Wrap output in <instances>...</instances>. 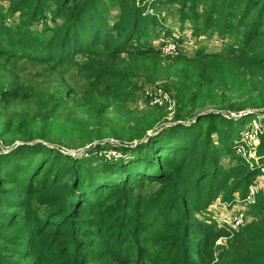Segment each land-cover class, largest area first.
<instances>
[{"label": "trees", "instance_id": "1", "mask_svg": "<svg viewBox=\"0 0 264 264\" xmlns=\"http://www.w3.org/2000/svg\"><path fill=\"white\" fill-rule=\"evenodd\" d=\"M53 1L59 22L42 37L35 38L28 29L22 30L20 26L13 31L0 25V55L11 64L23 60L26 64L47 68L40 75L47 79L62 66L65 73L74 68L90 91L81 93L64 87L61 90L64 97L57 98L55 88L46 89L38 95V92L29 91V86L25 90L20 86L4 89L0 80V97L18 104L21 101L37 103L29 132L16 134L18 139L26 143L39 140L48 144H64L61 135L75 134L78 138L65 144L75 147L85 142H106L111 138L119 143L140 141L157 126L167 125L154 135L156 137L171 131L177 133L160 145L155 143L156 137L148 138L142 148L147 152L149 161L143 159L137 164H126L125 159L119 158L102 162L97 168L98 176H88L89 186L77 180V190L85 195L91 208L77 212V216L82 214L89 219L80 230L72 228L67 233L68 240L70 245H74L83 234L96 244L88 247L83 245L85 242L81 238V247L85 250H70L60 259L67 264H86L90 259L98 261V264H264L263 192V197L252 205L262 218L253 219L240 228L218 227L195 216L201 202L207 207L234 176L218 168L219 155L229 153L235 140L220 130L243 119L229 116L264 109V49L249 46L247 41L249 38L254 41L264 39V22L257 28L258 23L264 20V9L257 13L253 8L241 18V26L248 36L239 42L242 48L183 58L181 55L164 57L155 48L137 45L145 37L144 25L158 21L148 12L139 11L136 3L133 5L134 0H118V17L112 28L104 24L103 14L98 11L100 4L96 0ZM177 1L186 8L183 2L188 0ZM40 2V11L34 8L20 13L37 18L48 11L47 4ZM257 3L262 6V1ZM26 6L25 3L22 7ZM249 14L250 19H247ZM133 81H141L144 87H153L161 82V87L175 102L172 118L167 120L168 112L158 104L144 102L146 104L140 110L128 109V101H134L135 92L137 97L139 90ZM11 115L14 117L17 114L12 111ZM261 115L264 117V112ZM214 120L220 123L218 132H213ZM214 134L222 148L214 143ZM9 136L12 138L7 139ZM9 136L0 132L3 143L13 140L15 134ZM36 143L31 147L42 146L40 142ZM106 143L102 146H111ZM40 149L46 148L42 146ZM118 149L125 151V148ZM53 163H60L64 167L61 174L66 175L52 171L48 176L44 175V181L38 185L42 186L45 180L52 179L50 184L59 188L54 192L59 208L57 215L64 222L69 221L66 225H77L70 215L74 205L73 194L69 195L70 198L68 196L74 190L69 189V176H77L71 174L70 168L76 167V164L72 159L57 156ZM1 167L0 175L3 171L10 179L16 177L13 164H2ZM246 167L243 162L238 166L245 177L248 175ZM63 176L68 177L64 186ZM143 181L161 185L156 201L170 194L172 207L179 208L183 204L192 211L179 216L175 212L174 216H167L159 231L142 236L137 229L139 219L134 212L139 205L133 204L132 198L138 195L135 193L133 196L134 189L140 187ZM28 189L19 190L24 192ZM0 200H3L0 204L5 206L13 203L8 196H0ZM12 207L14 212L19 211L18 206ZM129 208L132 210L125 212L122 221L119 217L115 218L116 211ZM29 228L32 232L31 226ZM57 228L58 224L52 222L47 227L48 232ZM122 231L127 236L123 237ZM127 237L134 241L133 247ZM220 240L226 241V246L218 251L220 247L216 243ZM9 241L0 234V243L7 244ZM47 241L49 243L50 239ZM46 264H53V261L49 260Z\"/></svg>", "mask_w": 264, "mask_h": 264}, {"label": "rangeland", "instance_id": "2", "mask_svg": "<svg viewBox=\"0 0 264 264\" xmlns=\"http://www.w3.org/2000/svg\"><path fill=\"white\" fill-rule=\"evenodd\" d=\"M40 1L47 4V12L37 18L33 17V19L29 15L20 13L23 10H33L34 8L40 11L42 8ZM96 1L100 4L98 11L103 14L104 24L112 28L118 17L116 11L118 0ZM259 1H262L260 7L257 3ZM25 3L27 6L22 7ZM135 3L139 11L148 12L159 23L158 25L147 22L144 25L145 37L141 41L139 40L137 45L155 48L164 57L181 55L183 58L194 57L201 53L227 52L242 48V43L239 42L248 36H246L245 28L241 26V18L248 15L253 8L257 13L264 9V0H188L183 2L186 8L182 7L177 0H134L133 5ZM55 4L53 0H0V25L9 27L13 31L17 30V26H20L22 30L28 29L33 37H42L41 35L50 33V29L59 22L55 16L57 12V9L54 8ZM250 16L251 14L247 16V19H250ZM257 17L256 14L255 18ZM263 22L264 20L260 21L257 28H260ZM247 41L249 46L263 47L264 49V39L254 41L249 38ZM46 70L47 68L43 66H32L23 60L11 64L6 62L5 56L0 55V80L3 82L4 89L5 87L20 86L25 90L29 86V91L38 92L39 95L46 89L53 90L55 88L57 91L54 94L57 98L64 97L61 91L64 87L76 92L81 91V93L84 90L90 91L88 84L76 73L74 68L65 73L64 66H62L50 79L40 76ZM133 82L139 90L137 97L135 92V100L128 101L126 105L128 109L140 110L146 104L144 102H148L150 105L158 104L168 112L167 120L172 118L175 102L161 87V82L155 83L153 87H144L141 85V81ZM36 105V101H21L18 104L8 98L0 97V132H4L8 136L15 134L14 139L5 140L6 143H3V139L0 138V170L2 164H13L16 170L14 175L17 174L16 177H13L14 179L6 177L3 171L0 175V196H8L13 199V203H9V205L0 204V234L10 240L8 245L0 243L2 244L0 245V264H46L49 260H52L53 264H67L64 259H60L63 258L64 253L70 250L71 252L77 249L85 250L84 247H81V238L85 242L83 245L88 247L95 245L96 241L84 237L83 234H81V238H78V242L73 243L74 245H70L71 241L68 240L67 233L72 228L80 230L89 219L82 214L80 217L77 216V212L82 213V210L91 208L84 198L85 195L77 190L75 185L77 180L79 179L85 186H89L90 177L88 176L97 177L99 174L97 168L102 162L119 158L125 159L126 164H137L143 159L149 161L147 152L142 148L146 143L145 139L126 144L132 147H119L114 138L109 140L110 147L100 145L103 141L91 144L85 142L80 146L70 147L65 144L71 143L72 140L75 141L78 136L63 134L61 136L64 138V144H48L39 140L26 143L18 139L16 134H20L21 131H23L22 134L29 132V125L33 119L32 113H34ZM12 111H15L17 115L13 117ZM249 112L250 114L246 112L238 117L232 113L231 115H234L235 118L243 119L241 122L233 123L229 128L221 130L218 128L219 121L214 120L213 132L220 130L235 138L231 143L230 152L218 157V168L227 170L234 176L228 180L226 188L218 197L214 198L207 207H204L201 202L198 211H196L195 216L198 215L208 224L214 223L221 227L227 219L242 217V222L236 227L240 228L253 219L262 218V215L255 211L252 205L256 204L263 197L261 193H264V117L261 115L264 109ZM215 134L213 135L214 143L218 145ZM176 135L177 133L174 131L157 135L161 138L153 135L157 139L154 142L160 145L165 139L169 140ZM11 138L7 137V139ZM36 142H40L39 144L46 149H40L42 146L31 147L33 144H38ZM93 144H98V146H92ZM218 146L220 147V145ZM118 148H125V151L122 152ZM126 150L130 151L126 152ZM53 152L55 153L52 154ZM56 156L57 158L72 159L77 167V169L72 166L70 168L71 174H77V176L75 178L69 176L71 184L69 189L74 190H70L71 192L68 193V196L73 194L74 205L70 215L73 220H76L73 222H77V225H73V223H70V226L66 225V222L69 221L64 222L57 215L59 208L54 192L59 188H54L50 184L52 179L45 180L42 186L38 185L40 181H44L42 178L44 175L48 176V173L52 171L58 172L60 175L64 170V167L59 165L60 163H53ZM242 162L247 166L245 169L247 177L243 176L238 168ZM77 170L81 176L80 174L78 176ZM66 171L65 169L64 173ZM63 177L64 186L68 177ZM20 188L29 189L23 192L19 190ZM160 189V184L149 181H143L140 187L134 189L133 196L135 193L139 196H134L132 203L136 206L137 203L139 205V208L134 209V212L139 219L137 229L140 230L142 236H149L153 231H159L167 216H174L175 212L179 216L192 211L189 207H184L183 204L179 208L172 207L173 200L170 194L165 199L156 201ZM28 200L29 202H27ZM12 206H18L19 211L14 212ZM129 210L132 209H119L115 212V218L119 217L122 221L125 212ZM49 222L57 223L58 228L48 232ZM30 226L32 232H30ZM114 231L116 232V230ZM54 233L57 234L54 235ZM121 235L124 237L126 232L122 231ZM47 239H50L49 243ZM129 240L133 247L134 241L130 238ZM225 242L224 240L217 241L216 245L220 247L218 251L225 248ZM86 264H98V261L90 259Z\"/></svg>", "mask_w": 264, "mask_h": 264}, {"label": "water", "instance_id": "3", "mask_svg": "<svg viewBox=\"0 0 264 264\" xmlns=\"http://www.w3.org/2000/svg\"><path fill=\"white\" fill-rule=\"evenodd\" d=\"M246 112H247V114L249 113L250 114V112L249 111H245V112H241V113H239V115H235L236 117H238V116H241L242 114H246ZM235 116L234 115H231V116H229V118H235ZM167 126V125H166ZM166 126H157V127H155V128H153L152 130H150L148 133H147V136L144 138L146 141H147V139L148 138H150V136H153V135H156L157 133H159L162 129H164ZM106 142H109V141H106ZM105 141H103L102 143H101V145H104V144H107ZM110 143V142H109ZM118 143V146H122V147H132V146H127L126 144H130V143H119V142H117L116 141V144ZM100 144V143H99ZM96 144H93L92 146H95Z\"/></svg>", "mask_w": 264, "mask_h": 264}, {"label": "built area", "instance_id": "4", "mask_svg": "<svg viewBox=\"0 0 264 264\" xmlns=\"http://www.w3.org/2000/svg\"><path fill=\"white\" fill-rule=\"evenodd\" d=\"M240 222H242V217L241 218H235V219H227L223 222V224L221 226H226V227L231 228V229L232 228L236 229V227L240 224Z\"/></svg>", "mask_w": 264, "mask_h": 264}]
</instances>
